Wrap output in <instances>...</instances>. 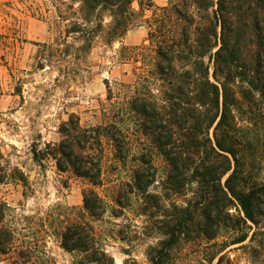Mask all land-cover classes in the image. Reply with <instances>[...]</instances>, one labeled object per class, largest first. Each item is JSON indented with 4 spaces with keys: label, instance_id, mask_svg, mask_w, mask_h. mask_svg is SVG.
I'll return each instance as SVG.
<instances>
[{
    "label": "trees",
    "instance_id": "obj_1",
    "mask_svg": "<svg viewBox=\"0 0 264 264\" xmlns=\"http://www.w3.org/2000/svg\"><path fill=\"white\" fill-rule=\"evenodd\" d=\"M68 1L71 4L61 3L50 16L53 28L64 36V48L52 51L75 60L85 58L98 42H120L141 22L145 4L154 7L151 0ZM147 24L154 48L150 77H139L122 102H112L108 88L104 122L83 126L72 114L60 127V142L48 145L39 155L53 158L61 172L71 171L88 182L84 210L99 219L107 212L98 192L104 182L103 142L107 139L112 144L118 161H128L129 128L134 124L136 133L152 148L141 144L139 156L132 157L138 165L131 182L117 191L114 202L120 209L113 214L123 213L130 196L139 198V213L149 219L147 229L160 237L146 250L148 264H170L182 244L213 241L223 229L234 232L247 221L258 224L264 185L246 191L238 182L242 179L240 152L251 140L240 134L233 111L243 105L238 94L246 98L249 93L233 88L239 81L262 88L264 94V0H170L167 7L154 11ZM152 86L158 87L159 97ZM249 114V121L256 122L253 110ZM260 117L264 119L263 114ZM152 151L166 163L163 176L158 175ZM232 170L223 186L222 178ZM158 178L164 192L151 193ZM170 196L184 201L168 207ZM6 208L0 201V254L16 249L15 233L4 224ZM233 208L239 211L238 217L231 213ZM57 236L66 251L77 253L76 264H115L88 222H73ZM245 241L246 236H235L229 245ZM29 253L17 252L12 264H26ZM216 264L232 262L223 255Z\"/></svg>",
    "mask_w": 264,
    "mask_h": 264
},
{
    "label": "rangeland",
    "instance_id": "obj_2",
    "mask_svg": "<svg viewBox=\"0 0 264 264\" xmlns=\"http://www.w3.org/2000/svg\"><path fill=\"white\" fill-rule=\"evenodd\" d=\"M151 1L154 7L145 4L141 22L120 42H98L85 58L75 60L52 51L64 48V36L53 28L50 16L58 5L70 1L0 0V201L7 205L4 224L14 231L16 242L14 251L0 254V264H12L20 251L31 252L23 261L26 264H76L77 253L66 251L57 236L73 222L90 223L115 264H148L146 250L160 237L147 229L149 219L139 213L142 201L130 196L123 213L113 214L115 208L120 209L114 202L117 191L131 182L138 165L132 157L139 156L141 144L152 148L136 133L137 127L131 124L129 128L132 151L126 162L115 158L107 139L103 142L104 182L98 192L107 203V212L99 219L91 218L84 210L88 182L71 171L61 172L53 158L43 157L39 151L60 142V127L72 114L83 126L104 122L108 88L113 92L112 102H122L128 88L137 86L139 77H150L154 48L147 21L170 0ZM133 6L139 11L137 2ZM122 47L128 49L122 52ZM151 89L156 96L161 95L157 86ZM233 89L249 93L246 98L238 94L242 108H233L240 134L251 140L240 152L242 179L238 182L247 191L253 185H264V119L260 117L264 116V94L262 88L239 81ZM250 110L256 114V122L249 121ZM215 126L210 130L213 141ZM152 153L158 175L163 176L166 163L159 153ZM232 172L222 178L223 186ZM160 180L150 188L151 193L164 192ZM183 201L170 196L166 205ZM261 202L258 224L247 221L234 232L223 229L213 241L182 244L170 264H216L223 255L232 264H264V198ZM231 213L239 216L236 208ZM241 235L246 236L245 242L229 245L233 237Z\"/></svg>",
    "mask_w": 264,
    "mask_h": 264
}]
</instances>
